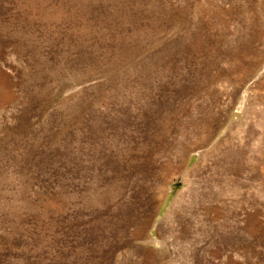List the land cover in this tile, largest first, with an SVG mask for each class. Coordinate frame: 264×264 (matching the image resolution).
<instances>
[{"label":"rangeland","instance_id":"374dc122","mask_svg":"<svg viewBox=\"0 0 264 264\" xmlns=\"http://www.w3.org/2000/svg\"><path fill=\"white\" fill-rule=\"evenodd\" d=\"M0 264H264V0H0Z\"/></svg>","mask_w":264,"mask_h":264}]
</instances>
